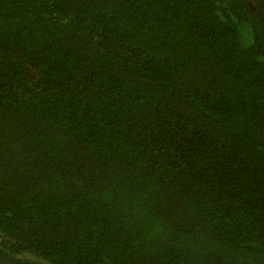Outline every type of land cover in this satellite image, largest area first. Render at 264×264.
<instances>
[{"label": "trees", "instance_id": "trees-1", "mask_svg": "<svg viewBox=\"0 0 264 264\" xmlns=\"http://www.w3.org/2000/svg\"><path fill=\"white\" fill-rule=\"evenodd\" d=\"M246 0H0V264H264V30Z\"/></svg>", "mask_w": 264, "mask_h": 264}, {"label": "flooded vegetation", "instance_id": "flooded-vegetation-1", "mask_svg": "<svg viewBox=\"0 0 264 264\" xmlns=\"http://www.w3.org/2000/svg\"><path fill=\"white\" fill-rule=\"evenodd\" d=\"M246 4L256 13L261 22V29L264 30V0H246Z\"/></svg>", "mask_w": 264, "mask_h": 264}]
</instances>
